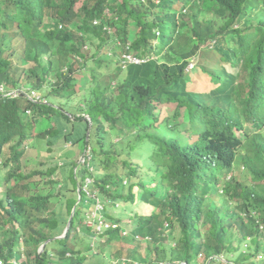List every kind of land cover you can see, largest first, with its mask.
Here are the masks:
<instances>
[{"label":"trees","instance_id":"obj_1","mask_svg":"<svg viewBox=\"0 0 264 264\" xmlns=\"http://www.w3.org/2000/svg\"><path fill=\"white\" fill-rule=\"evenodd\" d=\"M0 86V264H264V0H0Z\"/></svg>","mask_w":264,"mask_h":264},{"label":"rangeland","instance_id":"obj_2","mask_svg":"<svg viewBox=\"0 0 264 264\" xmlns=\"http://www.w3.org/2000/svg\"><path fill=\"white\" fill-rule=\"evenodd\" d=\"M112 46H113V42L110 41V42L106 43V45H104L101 48V50L99 51V56L104 55L105 58H107L106 56H110L111 53H112L110 48H112ZM95 48H97V44L92 46L91 50L94 52ZM117 52L119 54V51H117V50H116V53H114V54H117ZM90 65H91V63L88 64V66H90ZM190 66L191 67L189 69H191V73L192 74L189 75V76H190V80L193 81V87L196 86L195 85L196 82H197V85L199 84L197 86V88L200 89V90H203L205 88L209 89L210 86L212 87V85H209V84L208 85H203L202 84L203 80H204V83H205V81L208 82V78L202 77L201 75H198L199 71H196L195 73H193L194 72L193 70L195 69L194 68V63L190 64ZM116 68H117V65H114V64H109L108 67L99 68V70H97V72H101L103 74L102 78L100 79V81H102V82L107 81L109 79V77H108L109 75L108 74L113 75L116 72ZM1 89H2V86H0V90ZM168 109H169L168 107H164L163 108V114H164V112L165 113L168 112ZM50 122H52L51 118L44 120V123H40V124L44 125V126H49ZM72 122H70V123L66 122L64 125L62 124V122H60V120L54 122L55 124H58V126H63V131H62V129H60V132H58L57 134H58L59 140H61L62 143L64 142V144H65L66 141H67L66 145L68 146L67 147L68 149H66L65 146H60V145L59 146H51V145H48V143L46 141L48 137L44 136L42 139H40L39 141H36L34 143V151L32 153L33 156L29 157L28 155H26V158L23 159L22 163L28 169V171H33V170L37 169L38 166L41 167V165H39V161L36 162L37 153L46 156L51 161H57L58 164L61 166V168H63L64 171H66L65 173H68V175H69L70 169L76 164L77 161L80 162V163L83 162V154L85 152V149L82 148L83 143L81 141L77 142V144L72 146V147H70L71 144H69V143L71 141L76 142L77 139L80 138L79 136L82 135L83 133L85 134V136L86 135L88 136L89 133H90V130L89 129L87 130L86 127L84 126V124H82V122H80V121L79 122H73V124H74V128H73L72 127ZM40 128H41V126L38 124L37 130L39 131ZM114 140L118 141V137H115ZM62 151H63L64 155H62V156L58 155L59 152H62ZM73 171H74V169H73ZM34 179H38V178L37 177L32 178V180H34ZM35 182H37V181H35ZM35 182H34L33 185L36 184ZM69 185H73V184L69 183L67 181V183H65V188L68 187ZM61 188L63 190H65L64 187H62V185H61ZM56 189L57 188H55L54 190L56 191ZM5 191H6V188L4 186L2 188H0V199L5 198ZM77 191L74 194V197L77 196V193H78ZM66 192H67V194H70V192H68L67 190H66ZM18 193H19V196H23V197H28L29 196L26 191L18 192ZM88 193L90 194L91 197H94V194L92 193L91 189H88ZM74 200H75V198H74ZM78 200H79V198L76 199V202H75L76 204L79 203ZM58 205L59 204L57 203V206ZM144 209H145L144 204H140V205L137 204L136 209L134 207L135 212H138V210H144ZM126 210L128 211L127 207H126ZM91 211L92 210L88 209V210H85V212H83L84 213V217H85V220L83 221V224L86 225V226H89V225L91 226V224L93 222L92 219L88 220L89 216H90V218L91 217L93 218V215H92L93 211L92 212ZM126 228H127V230H129V226H127ZM96 230H97L98 233H100L102 231V229L99 228V226H97ZM127 230H125V231H127ZM76 232H79L80 234H84V235L85 234L86 235L87 234L88 235L91 234V231L84 229V227H82V226H77ZM103 240H104V238H102V237H99L98 239H96V241H103ZM93 241H95V240H93ZM124 245L125 246H129L127 244H124ZM143 246H145V245L143 244ZM98 250H99L98 248L95 249L96 252ZM104 255L107 256L106 252L104 253ZM123 256L124 257L126 256V252H124ZM52 258L56 261V256H53ZM109 258L112 259L111 257H109ZM120 260L123 261L124 259H120ZM123 262H125V261H123Z\"/></svg>","mask_w":264,"mask_h":264},{"label":"built area","instance_id":"obj_3","mask_svg":"<svg viewBox=\"0 0 264 264\" xmlns=\"http://www.w3.org/2000/svg\"><path fill=\"white\" fill-rule=\"evenodd\" d=\"M126 57V59L128 60V62H130V63H139L140 62V60L138 59V58H136V57H132V56H130V55H126L125 56ZM84 161V160H83ZM92 182H93V180L92 179H90V178H86L85 179V183H84V186H83V191L89 196V197H91L90 196V194L88 193V189H91L90 187H88V186H90L91 184H92ZM92 190V193L94 194V196H95V189H91ZM92 198H95V197H92ZM102 208H103V206H102V204L99 202V201H97V203H96V207L92 210L93 211V218H97V220H98V222H97V225H96V228H97V226H99V228H101L102 230H104L105 228H107L108 226H109V224H108V222L104 219V218H102L101 217V215L99 216V215H97V214H99L100 212H101V210H102ZM91 211V212H92ZM91 215V216H92Z\"/></svg>","mask_w":264,"mask_h":264},{"label":"clouds","instance_id":"obj_4","mask_svg":"<svg viewBox=\"0 0 264 264\" xmlns=\"http://www.w3.org/2000/svg\"><path fill=\"white\" fill-rule=\"evenodd\" d=\"M191 67V66H190ZM89 124H91V121H90V123ZM66 138V137H65ZM66 143H67V141H66ZM72 142H70L69 144H71ZM86 152H87V149H86ZM83 160H84V158H83ZM76 169L74 168V171H75ZM80 171V170H79ZM76 172V171H75ZM58 237H60V236H58Z\"/></svg>","mask_w":264,"mask_h":264},{"label":"water","instance_id":"obj_5","mask_svg":"<svg viewBox=\"0 0 264 264\" xmlns=\"http://www.w3.org/2000/svg\"><path fill=\"white\" fill-rule=\"evenodd\" d=\"M71 218V217H70ZM70 220V219H69ZM69 224L66 225V228H68Z\"/></svg>","mask_w":264,"mask_h":264}]
</instances>
